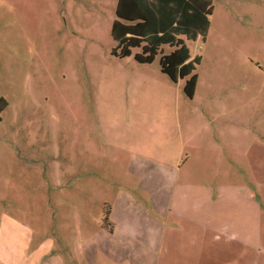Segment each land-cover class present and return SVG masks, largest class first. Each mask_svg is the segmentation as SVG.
Returning a JSON list of instances; mask_svg holds the SVG:
<instances>
[{"label": "rangeland", "instance_id": "obj_1", "mask_svg": "<svg viewBox=\"0 0 264 264\" xmlns=\"http://www.w3.org/2000/svg\"><path fill=\"white\" fill-rule=\"evenodd\" d=\"M117 3L0 0L3 245L27 254L47 230L66 221L73 224L75 213L84 228L96 229L98 220L110 225L108 215L102 223L104 209L109 211L116 200L118 212L126 211L118 199L120 188L144 199L136 184L146 182L151 170L135 171L129 151L157 149L161 132L154 121L141 120L154 117V108L144 107L152 101L165 102L164 116L170 110L178 113V131L183 138L191 136L195 147L224 146L227 152L245 153L255 135V176L264 185V0H211L206 35L186 42L190 55L199 57L193 98L182 91V80L174 84L160 71L159 54L149 64L134 60L139 49L125 58L114 56L111 29ZM159 79L177 94L169 90L162 96L150 82ZM204 90L210 91L207 97ZM205 98L209 115L217 103L225 116L239 111L246 121L234 125L214 114L211 120L201 105ZM238 134L243 139L236 141ZM212 135L224 140L213 141ZM223 159L231 165L237 161L234 153ZM223 159L212 154L210 164H225ZM221 174L229 195L235 177L229 170ZM152 179L161 180L154 172ZM201 243V252H194L197 261L217 264L224 247L215 241Z\"/></svg>", "mask_w": 264, "mask_h": 264}, {"label": "crops", "instance_id": "obj_2", "mask_svg": "<svg viewBox=\"0 0 264 264\" xmlns=\"http://www.w3.org/2000/svg\"><path fill=\"white\" fill-rule=\"evenodd\" d=\"M194 57L198 56L190 55V59ZM150 82L162 91V96L169 90L177 94L168 81ZM196 84L193 97L198 93V74ZM204 85L206 88L211 85L208 79ZM209 92L204 90L203 97ZM205 101L206 98L201 105L204 104L206 116L211 120L214 114L229 118L234 125L246 121L239 111L234 116L231 111L229 117L225 116L224 107L216 106L217 103L209 115ZM152 102L144 107L154 108V117L144 116L141 120L149 124L154 121L161 132L157 149L128 150L132 152L135 171L147 174L151 170L146 182L136 184L138 192L146 197L142 199L131 190L120 188L118 199L126 211L118 212L116 200L109 205L110 228L102 226L99 220L96 229L84 228L75 213L73 224L66 221L58 229L47 230L27 254L3 245L1 238L0 264H202L194 252H201L204 246L201 242L205 241L219 242L220 248L224 247L217 264H264V185L255 176L257 162L252 158L256 151L253 144L258 143L255 135L245 153L227 152L224 146L195 147L190 142L191 136L183 138L178 131V113L175 116L174 110H170L164 116L165 102L156 105ZM169 103L166 102L167 108ZM185 128L190 129V122ZM245 138L251 139L249 134ZM210 139L224 140L221 135H212ZM242 139L243 135L238 134L236 141ZM216 153L222 159L223 155L234 153L238 162L235 160L231 165L223 159L226 165H211L210 157ZM196 154L199 158L194 159ZM243 156L247 160L239 158ZM222 170L231 171L235 177L230 182L229 195ZM153 172L160 181H153ZM206 235L213 237L207 239Z\"/></svg>", "mask_w": 264, "mask_h": 264}, {"label": "trees", "instance_id": "obj_3", "mask_svg": "<svg viewBox=\"0 0 264 264\" xmlns=\"http://www.w3.org/2000/svg\"><path fill=\"white\" fill-rule=\"evenodd\" d=\"M211 10V0H118L111 29L112 53L125 58L139 49L133 58L145 64L159 54L160 71L172 83L182 80V91L192 98L199 57L190 59L186 42L204 38ZM107 215L108 209H104L103 224Z\"/></svg>", "mask_w": 264, "mask_h": 264}]
</instances>
